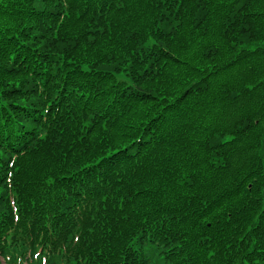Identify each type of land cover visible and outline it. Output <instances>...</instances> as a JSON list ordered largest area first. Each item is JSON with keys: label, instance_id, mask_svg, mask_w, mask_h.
Masks as SVG:
<instances>
[{"label": "trees", "instance_id": "trees-1", "mask_svg": "<svg viewBox=\"0 0 264 264\" xmlns=\"http://www.w3.org/2000/svg\"><path fill=\"white\" fill-rule=\"evenodd\" d=\"M261 44L264 0H0V264H264Z\"/></svg>", "mask_w": 264, "mask_h": 264}, {"label": "snow or ice", "instance_id": "snow-or-ice-1", "mask_svg": "<svg viewBox=\"0 0 264 264\" xmlns=\"http://www.w3.org/2000/svg\"><path fill=\"white\" fill-rule=\"evenodd\" d=\"M153 43L155 42L153 41ZM261 47L264 48V44H261ZM257 123H259V121H257ZM3 135H4L3 129L0 128V138H2ZM12 135L23 138L24 133L23 131L12 132ZM133 143L135 142L133 141ZM5 144H6V141H4L3 139H0V171H7L8 168L12 167V165L10 164V161L13 157V153L10 148H7L5 146ZM123 147L127 148L128 145L125 144L123 145ZM116 151L120 152L122 151V149L117 148ZM114 155L115 153L109 152V156H114ZM106 159H107L106 157H101V160H106ZM95 163L99 164L100 161L97 160ZM86 167H92V165H86ZM48 183H54V180L49 179ZM160 223L162 224L163 221H160ZM147 235H148L147 232L142 233L141 235H136L132 241V244L136 245V249H139V252H137L136 249H132V245H129V248L132 249V255L130 257V264H152L153 258H158L161 261L164 259L163 254H161L159 251H155V249L157 248V245L150 244L147 239H142V236L146 237ZM140 253H144V257L140 260H137L136 257L140 255ZM164 254L169 255V259H172L170 255V250ZM209 255L211 257L214 255V253H210ZM29 264H35V262L30 260Z\"/></svg>", "mask_w": 264, "mask_h": 264}]
</instances>
